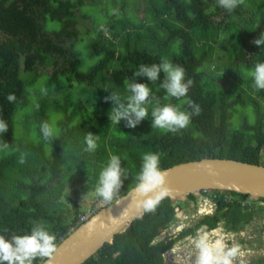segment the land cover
<instances>
[{
    "label": "trees",
    "instance_id": "trees-1",
    "mask_svg": "<svg viewBox=\"0 0 264 264\" xmlns=\"http://www.w3.org/2000/svg\"><path fill=\"white\" fill-rule=\"evenodd\" d=\"M143 1L141 19L132 11L129 17L125 0L114 1L113 10L117 6L121 10L118 17L113 14L104 26L82 32L78 12L86 0H0V118L9 127L0 133V234H28L40 223L56 235L58 244L78 226L81 212L76 203L73 213L67 209L63 202L66 189L72 186L76 193L90 192L98 198L99 173L111 155L120 156L128 172L120 196L135 186L146 153L159 154L161 169L211 156L261 164V102L241 88L234 95L232 88H224L218 80L222 60L230 74L239 75L241 68L254 69L264 62V46L252 43L264 33V0H244L232 12L220 7L218 0ZM49 20L59 22V27L48 28ZM82 40L90 58L97 57L87 71L80 69L82 61L76 50ZM166 54L186 70L185 79L194 82L180 100L167 96L160 86L163 74L152 84L146 77L134 76L139 65L159 63ZM43 74L46 79L39 82ZM135 81L148 83L152 89L148 117L135 128L126 127L124 120L111 123L113 104L104 98L115 92L126 102L130 96L127 86ZM256 89L264 99V90ZM8 93L16 94L15 104L6 100ZM32 96L35 108L28 124L38 140L13 144L15 113ZM157 101L161 106L179 104L188 111L191 101L201 112L177 132L152 128L151 111ZM238 104L252 106L253 122L244 118L238 126L230 125V109ZM80 115L87 119L77 122ZM52 116L57 117L58 132L45 140L41 124L52 125ZM89 132L99 136L95 152L84 150ZM4 143L9 144L7 149L2 147ZM22 153L26 154L24 164L18 162ZM211 194L219 204L218 212L203 216L183 235L202 224L215 228L222 219L228 229H237L254 214L264 212L263 207L250 210L225 201L227 194L248 197L246 194L220 190ZM187 199L197 197L188 194ZM178 205L180 202L166 197L155 212L136 218L115 235L113 243H105L83 264H165L163 254L174 241L162 239L161 234L177 221ZM41 263L39 258L34 261Z\"/></svg>",
    "mask_w": 264,
    "mask_h": 264
},
{
    "label": "clouds",
    "instance_id": "clouds-1",
    "mask_svg": "<svg viewBox=\"0 0 264 264\" xmlns=\"http://www.w3.org/2000/svg\"><path fill=\"white\" fill-rule=\"evenodd\" d=\"M244 0H218L220 7L228 12H232ZM257 46H264V33L260 34L258 39L252 41ZM163 74L161 87L166 91L167 96L180 100L185 97L189 88L193 85L192 79H185L186 70L173 64L170 60L162 58L159 63L141 64L134 76L146 77L152 83L160 80ZM253 78L255 87L264 90V62L257 63L254 69L249 73ZM130 96L126 102L121 101L119 95L111 92L104 99L111 101L113 107L110 110L109 118L111 123L120 124L121 120L126 122L128 128H135L149 115L146 107L152 101L150 99L152 89L148 83L133 82L127 86ZM46 94V89H42ZM6 100L15 104L17 96L15 93H8ZM191 111L182 109L179 104H164L159 102L152 108V128H160L169 132H177L188 127L193 116H198L201 112L200 106L195 102L189 101ZM7 122L0 118V133L8 131ZM41 132L45 140L51 139L57 134L58 130L47 121L41 124ZM98 135L89 132L85 137L86 152H95L98 147ZM4 149L9 147L8 143L2 145ZM18 162H26V154H21ZM128 178L126 167H122V159L118 155H111L105 167L100 171L95 187V194L105 203L111 204L115 201L119 204L121 201L120 193L124 179ZM135 184V204L137 208L144 212L153 213L160 205L163 199L171 195V189L167 186V170L160 167V156L157 153H146L142 157L141 169L136 176ZM82 197V200L87 198ZM199 197V196H198ZM181 206V202L180 205ZM186 225L181 223L172 227L173 238L183 231ZM7 232V229H5ZM57 237L50 233L43 224H35L30 233L17 235L0 234V264H34L38 258L42 261L46 258L47 264H52V259L58 251ZM156 239L151 241L156 244ZM178 249L187 254L188 260L192 264H245L246 252L241 245L234 240L229 244L228 237L221 234L219 227L209 229L206 224L200 225L195 231L186 235L182 241H179L171 249L175 254ZM183 258L177 256L178 264H182Z\"/></svg>",
    "mask_w": 264,
    "mask_h": 264
},
{
    "label": "water",
    "instance_id": "water-1",
    "mask_svg": "<svg viewBox=\"0 0 264 264\" xmlns=\"http://www.w3.org/2000/svg\"><path fill=\"white\" fill-rule=\"evenodd\" d=\"M167 170L168 196L174 202L198 197L203 190L234 191L250 199L264 198V165L245 161L203 157L164 168ZM135 186L115 201L94 213L87 221L68 233L58 243L52 264H83L105 243H113L118 233L124 232L144 211L136 207ZM41 264H47L45 258Z\"/></svg>",
    "mask_w": 264,
    "mask_h": 264
},
{
    "label": "rangeland",
    "instance_id": "rangeland-1",
    "mask_svg": "<svg viewBox=\"0 0 264 264\" xmlns=\"http://www.w3.org/2000/svg\"><path fill=\"white\" fill-rule=\"evenodd\" d=\"M114 1H119L124 2V0H86V4H84L81 9L78 12V22H79V30L84 32L86 31L87 27H95V26H101L105 22L108 21L110 17H112L113 14L117 15V17L120 15V12L116 10V7L113 10V2ZM192 1V0H188ZM193 2V1H192ZM125 9L127 10V13L129 17H132L133 14L137 19H141L143 17V10L142 7L144 5L143 0H125ZM120 9V8H119ZM129 11H132L133 14ZM48 28H51L53 26L59 27L60 23L56 21H50L47 23ZM81 25V26H80ZM104 26V25H103ZM76 50L80 53V58L82 61V66L80 69L82 71H87L90 66L96 62L97 57L90 58L89 56V51L86 48V43L80 41L76 45ZM168 54L163 56L162 58H168ZM220 66L222 69L220 70V74L222 75L221 78H219L218 82L221 83L224 88H232L233 93L235 95L236 91L238 89H244L248 92L250 98L255 99L259 102H261L264 110V99H262L255 87L254 80L253 78L249 75V73L253 69H245L241 68L242 72L241 75L239 73L235 72L234 74H230L228 72L227 64L225 60H222L220 62ZM46 79V76L43 74L40 77L39 82H43ZM36 82L35 86L40 87V83ZM30 98V97H29ZM28 98V99H29ZM33 96L29 99L30 102L19 107L15 113V135H14V143L13 144H18L19 142H25V141H37L38 140V135L37 133L35 134L32 126L28 124L29 116L32 112V110L35 108V104L31 102L33 100ZM231 118H230V125L231 126H238L242 119L246 118L250 122H253L255 119V113L253 111V108L250 104H247L245 106H242L240 104L236 105V107L231 108ZM87 117L84 115H80L77 117V122L78 121H84L86 120ZM57 117L52 116L51 121H52V126L58 130L57 124H56ZM29 125V129L25 127V125ZM26 134V135H25ZM260 163L264 165V147L262 148L261 151V157H260ZM75 187H68L64 193L63 196V202L66 204L67 209L69 212L73 213V208H74V203L79 205V210L82 212L85 210V208L92 203V200L95 198L93 193L90 192H75ZM77 189H80L79 187ZM81 190V189H80ZM82 191V190H81ZM87 195V198L82 200V197L84 195ZM187 200L181 201V205L185 204ZM197 202H194L195 205H198L201 202V197H197ZM192 202V201H191ZM244 208V207H243ZM257 204H252L251 207H248L246 209L250 210H256ZM198 209V208H197ZM196 209H187L183 207V212L182 214H179V221L181 222L182 218H184L185 215H187V218H190L193 212ZM80 212V213H81ZM246 212V211H244ZM247 214V212H246ZM251 214V213H250ZM249 216V215H248ZM259 217H262V213L259 215ZM259 217L255 218L256 223L258 227H261V221Z\"/></svg>",
    "mask_w": 264,
    "mask_h": 264
},
{
    "label": "flooded vegetation",
    "instance_id": "flooded-vegetation-1",
    "mask_svg": "<svg viewBox=\"0 0 264 264\" xmlns=\"http://www.w3.org/2000/svg\"><path fill=\"white\" fill-rule=\"evenodd\" d=\"M240 198H246V197H240ZM186 200H187L186 203L181 206L186 209L188 207V209L194 208L196 210L193 212L190 218H187L188 216L185 215L184 218H182L181 222L178 220L174 221L173 223L169 225V227H167L163 231L164 234L162 235V239H165L166 241L167 240L174 241L172 246L168 250H166L165 253L163 254L165 264H178L177 256H180L183 258L182 264H192V262L188 260L186 252H184L181 249H178V251L175 254H173L171 252V249L174 246V244H177L179 241H182L183 238L186 236L183 234L187 230L194 228L196 224L199 223L200 219L204 216V215H200L198 212L197 208H199V205L201 206V208L205 209V211L203 212L208 213V215H214L215 213L218 212L219 204L217 202H214V203L208 202V201H204V199L201 198V202L198 205H195L194 202H197L196 201L197 199L195 201L190 200V199H186ZM257 217H259V215L254 214V216L250 220L244 221L240 227H238L237 229H232L233 231L231 233H229L230 230L227 229V222H225V220L223 219L218 221L217 226L214 228V229H216L217 227L220 228L221 234L224 235L225 237H228L229 244H231V242L234 240L235 242H238L241 245L244 251L249 252L246 264L264 263V257H260L256 255V247L264 244V238H263L264 236V227H263L264 226V212L262 213V217L261 218L259 217L261 221V225H262L261 227L257 226L256 219H255ZM181 223L190 225V227H186L183 231L179 232L175 238H173L170 229ZM191 233H188L187 235Z\"/></svg>",
    "mask_w": 264,
    "mask_h": 264
},
{
    "label": "built area",
    "instance_id": "built-area-1",
    "mask_svg": "<svg viewBox=\"0 0 264 264\" xmlns=\"http://www.w3.org/2000/svg\"><path fill=\"white\" fill-rule=\"evenodd\" d=\"M211 191L212 190H203L201 192V195L200 197L202 199H204V201H208V202H217L215 198H213L212 194H211ZM225 201L228 202H238L240 203V205L244 208H248V207H251L252 204H257V207H263L264 208V200H261V199H258V200H253V199H250L249 197H246V198H240V197H236V196H233V195H230V194H227V196H225ZM228 200V201H227ZM109 205L108 203H105L104 201H102L100 198H94L92 200V203L90 205H88L84 211H82L80 214H79V218L76 222V224L79 226L80 224L84 223L85 221H87L94 213H96L98 210L102 209L103 207ZM205 211V209L201 208V206L199 205V208H198V212L200 215H208V213L206 212H203ZM183 212V207L182 206H177L175 208V218L179 221V214H182ZM180 223V222H179ZM77 226V227H78ZM264 227V226H263ZM211 229H214V228H211ZM228 229V228H227ZM229 233H231L233 230L232 229H229ZM164 231V230H163ZM162 231V234H161V238H162V235L164 234V232ZM264 238V236H263ZM246 252V251H245ZM251 254V253H250ZM248 255H249V252H246V255L245 257H243V259L245 260V264H246V261L248 259ZM256 255L257 256H260V257H264V244L262 245H259L258 247H256ZM252 256V255H251ZM256 256V258H257ZM256 261V259H255ZM238 264V262H237ZM260 264H264V263H260Z\"/></svg>",
    "mask_w": 264,
    "mask_h": 264
}]
</instances>
